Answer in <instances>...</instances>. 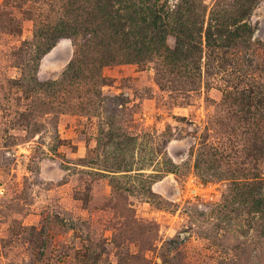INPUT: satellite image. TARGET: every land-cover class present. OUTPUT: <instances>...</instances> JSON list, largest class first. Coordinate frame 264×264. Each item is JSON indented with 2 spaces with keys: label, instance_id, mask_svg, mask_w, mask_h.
<instances>
[{
  "label": "rangeland",
  "instance_id": "1",
  "mask_svg": "<svg viewBox=\"0 0 264 264\" xmlns=\"http://www.w3.org/2000/svg\"><path fill=\"white\" fill-rule=\"evenodd\" d=\"M0 264H264V0H0Z\"/></svg>",
  "mask_w": 264,
  "mask_h": 264
},
{
  "label": "trees",
  "instance_id": "2",
  "mask_svg": "<svg viewBox=\"0 0 264 264\" xmlns=\"http://www.w3.org/2000/svg\"><path fill=\"white\" fill-rule=\"evenodd\" d=\"M123 1V0H122ZM118 3L120 4V0H118ZM160 11H150L148 14L145 15V17L141 18L140 20L144 22L145 20H149V24L151 23L154 25L156 21H162V18L160 17ZM132 14H119L115 13L114 16L111 17H105L102 19L103 24H108L111 30L110 37H103L100 39L99 42L103 41L107 43V46L112 39H119L120 43H126L127 46L122 50L119 55L116 56L115 52L107 50V53L105 55L106 61H124V62H138V61H145L149 59L151 56V53L156 51L158 47H160L162 41V35L163 33H160L159 29H153L151 31L149 37L148 43H141L140 46H134L130 47L132 44L130 41L131 32L129 30L125 31L124 27L126 25V21L133 20ZM154 27V26H153ZM60 29L56 30L55 35H62L60 34ZM107 34H104V36ZM207 36H209V31L207 33ZM113 41V40H112Z\"/></svg>",
  "mask_w": 264,
  "mask_h": 264
}]
</instances>
